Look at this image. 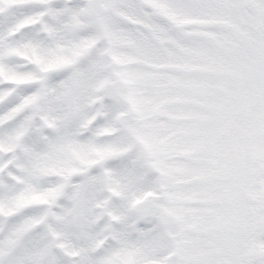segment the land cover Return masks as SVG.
Returning a JSON list of instances; mask_svg holds the SVG:
<instances>
[{
	"label": "snow or ice",
	"instance_id": "snow-or-ice-1",
	"mask_svg": "<svg viewBox=\"0 0 264 264\" xmlns=\"http://www.w3.org/2000/svg\"><path fill=\"white\" fill-rule=\"evenodd\" d=\"M0 264H264V0H0Z\"/></svg>",
	"mask_w": 264,
	"mask_h": 264
}]
</instances>
